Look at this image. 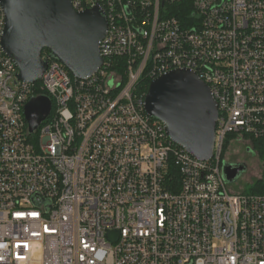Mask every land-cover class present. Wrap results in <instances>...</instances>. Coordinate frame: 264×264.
Here are the masks:
<instances>
[{"label": "built area", "instance_id": "2783aa9c", "mask_svg": "<svg viewBox=\"0 0 264 264\" xmlns=\"http://www.w3.org/2000/svg\"><path fill=\"white\" fill-rule=\"evenodd\" d=\"M71 4L102 9L103 63L76 78L44 49L36 83L1 47L0 5V264H264V193L222 174L228 135L264 145V0ZM179 68L217 103L208 160L144 111L141 82ZM40 94L51 111L30 134L24 105Z\"/></svg>", "mask_w": 264, "mask_h": 264}, {"label": "water", "instance_id": "95a60500", "mask_svg": "<svg viewBox=\"0 0 264 264\" xmlns=\"http://www.w3.org/2000/svg\"><path fill=\"white\" fill-rule=\"evenodd\" d=\"M5 15L1 37L4 53L17 68L16 78L36 83L47 67L44 49L76 78L93 75L102 65L99 45L107 30L102 9L76 11L71 0H0ZM144 111L159 120L166 135L192 157L213 155L218 108L207 83L193 71L179 68L153 78L144 97ZM51 100L40 94L24 105L31 134L49 116ZM243 163L222 162L226 183L245 171ZM117 232L108 233L115 240Z\"/></svg>", "mask_w": 264, "mask_h": 264}, {"label": "rangeland", "instance_id": "374dc122", "mask_svg": "<svg viewBox=\"0 0 264 264\" xmlns=\"http://www.w3.org/2000/svg\"><path fill=\"white\" fill-rule=\"evenodd\" d=\"M248 145L250 144L243 139L231 138L222 152L223 162L247 164L245 171L241 172L233 182L227 183L230 190L235 193H250L252 185L261 178L263 172V161L257 151L254 157L247 152Z\"/></svg>", "mask_w": 264, "mask_h": 264}, {"label": "trees", "instance_id": "16d2710c", "mask_svg": "<svg viewBox=\"0 0 264 264\" xmlns=\"http://www.w3.org/2000/svg\"><path fill=\"white\" fill-rule=\"evenodd\" d=\"M182 5H183L182 13L184 16L186 12L188 11V8L186 9V6H184L185 5L184 3H182ZM141 83H142L141 88L143 92H145L147 90L149 80L144 79ZM35 93L39 94V93H43V91H41L40 89H36ZM33 137H35V135ZM231 138H233V135H228L225 145H227V143L230 141ZM252 143L256 151L258 152L259 158L263 161V164H264V145L260 141H253ZM174 177H176V175ZM173 182H174L173 187H176V184H175L176 178L173 180ZM250 193H264V165H263V172H262L261 178L252 185Z\"/></svg>", "mask_w": 264, "mask_h": 264}, {"label": "flooded vegetation", "instance_id": "af4514ba", "mask_svg": "<svg viewBox=\"0 0 264 264\" xmlns=\"http://www.w3.org/2000/svg\"><path fill=\"white\" fill-rule=\"evenodd\" d=\"M246 150H247L248 153H250V155H251L252 157L255 156V154H256V149H255V147H254L253 145H248V146L246 147ZM230 163H233V162H230ZM235 163H238V162H235ZM239 163H243V164L245 165V167L247 168V164H246L245 162H239ZM245 170H246V169H245Z\"/></svg>", "mask_w": 264, "mask_h": 264}]
</instances>
